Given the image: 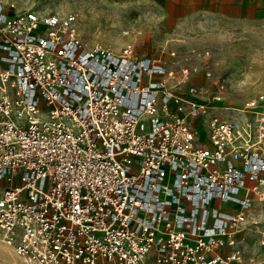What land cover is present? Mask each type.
Listing matches in <instances>:
<instances>
[{
  "label": "built area",
  "instance_id": "obj_1",
  "mask_svg": "<svg viewBox=\"0 0 264 264\" xmlns=\"http://www.w3.org/2000/svg\"><path fill=\"white\" fill-rule=\"evenodd\" d=\"M173 77L130 44L88 46L75 13L0 0V244L17 264L242 261L264 205V87L240 110L246 138Z\"/></svg>",
  "mask_w": 264,
  "mask_h": 264
},
{
  "label": "rangeland",
  "instance_id": "obj_2",
  "mask_svg": "<svg viewBox=\"0 0 264 264\" xmlns=\"http://www.w3.org/2000/svg\"><path fill=\"white\" fill-rule=\"evenodd\" d=\"M1 1L10 12L75 13L80 36L88 46L101 44L118 52L130 44L139 54L161 60L174 70L168 80L174 94L204 104L207 112L236 119L249 137L255 133L254 123L249 130L245 126L246 116L251 120L253 114L226 107H243L264 87V15L241 26L188 14L181 4L155 0ZM183 67L189 69L186 79ZM213 94H220L221 100L212 102ZM212 105L216 107L209 109ZM195 120L191 119L204 136L208 113ZM263 239L264 205L257 204L240 234L244 253L239 264H264ZM0 249L5 252L0 253V264L19 263L11 248L0 244Z\"/></svg>",
  "mask_w": 264,
  "mask_h": 264
},
{
  "label": "crops",
  "instance_id": "obj_3",
  "mask_svg": "<svg viewBox=\"0 0 264 264\" xmlns=\"http://www.w3.org/2000/svg\"><path fill=\"white\" fill-rule=\"evenodd\" d=\"M156 2L181 4L188 14H202L217 22L246 26L264 15V0H155ZM18 12V11H17ZM264 148V145H263Z\"/></svg>",
  "mask_w": 264,
  "mask_h": 264
},
{
  "label": "bare ground",
  "instance_id": "obj_4",
  "mask_svg": "<svg viewBox=\"0 0 264 264\" xmlns=\"http://www.w3.org/2000/svg\"><path fill=\"white\" fill-rule=\"evenodd\" d=\"M191 91H193V90H191ZM191 100L194 101L198 105L205 106L204 104L199 103V102L195 101L194 99H191ZM226 108H233V109H239V110H241L243 107L242 106H239V107L227 106ZM240 132L243 133V130L240 129ZM248 137H249V135H246V138H248ZM3 249H0V253H3L4 254L5 252L3 251Z\"/></svg>",
  "mask_w": 264,
  "mask_h": 264
}]
</instances>
